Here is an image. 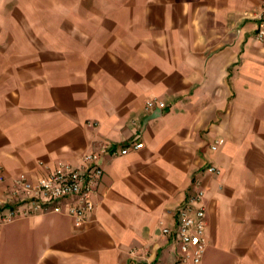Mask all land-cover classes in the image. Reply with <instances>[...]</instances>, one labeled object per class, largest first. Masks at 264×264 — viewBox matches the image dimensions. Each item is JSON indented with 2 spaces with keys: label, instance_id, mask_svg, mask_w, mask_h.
Segmentation results:
<instances>
[{
  "label": "crops",
  "instance_id": "1",
  "mask_svg": "<svg viewBox=\"0 0 264 264\" xmlns=\"http://www.w3.org/2000/svg\"><path fill=\"white\" fill-rule=\"evenodd\" d=\"M262 1L0 0V200L88 152L103 169L82 226L76 196L0 221V264H175L199 189L201 264H264Z\"/></svg>",
  "mask_w": 264,
  "mask_h": 264
},
{
  "label": "built area",
  "instance_id": "2",
  "mask_svg": "<svg viewBox=\"0 0 264 264\" xmlns=\"http://www.w3.org/2000/svg\"><path fill=\"white\" fill-rule=\"evenodd\" d=\"M255 17L259 21L257 37L264 39V1L259 4ZM154 106L162 108L165 103L158 98H149L146 101V109H151ZM223 143L224 140L220 139L217 143L212 144L211 148L216 150ZM143 145V142H135L131 146L123 147L118 153L127 154L131 149L138 150ZM99 160V153L92 151L82 156L77 167L69 163H60L49 176L37 181H30L26 175L21 174L13 181V196L11 198H18L19 202L10 205L8 202L0 200V221L10 222L18 217L30 215L28 203L60 211L61 207L58 202L61 199L76 196L77 202L69 206L68 213L72 216L76 227L82 226L88 214L96 208V203L93 200L95 184L103 175ZM207 169L210 172L219 173L218 167L213 164L209 165ZM5 181V177L0 174V186ZM204 194V190L199 189L189 195L188 199L176 210L179 249L178 260L175 264L202 263L207 246L205 237L206 208L202 203ZM5 204L9 205V209L2 214L1 210ZM169 232L168 227L163 228V233Z\"/></svg>",
  "mask_w": 264,
  "mask_h": 264
}]
</instances>
